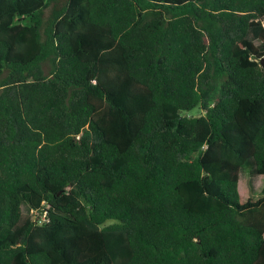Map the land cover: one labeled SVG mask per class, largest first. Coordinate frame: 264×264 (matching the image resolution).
Returning <instances> with one entry per match:
<instances>
[{
	"label": "trees",
	"instance_id": "1",
	"mask_svg": "<svg viewBox=\"0 0 264 264\" xmlns=\"http://www.w3.org/2000/svg\"><path fill=\"white\" fill-rule=\"evenodd\" d=\"M262 60L264 0H0V264H264Z\"/></svg>",
	"mask_w": 264,
	"mask_h": 264
},
{
	"label": "rangeland",
	"instance_id": "2",
	"mask_svg": "<svg viewBox=\"0 0 264 264\" xmlns=\"http://www.w3.org/2000/svg\"><path fill=\"white\" fill-rule=\"evenodd\" d=\"M255 44L258 45L259 42L255 41ZM201 114L200 111L197 109L192 110L188 113L189 116H199ZM246 179L248 178L250 180L251 189L254 197H259L262 195V190L264 189V178L258 177V176H252L250 173L246 170H242L240 172V179ZM22 212L23 214H26L27 208L25 206H22Z\"/></svg>",
	"mask_w": 264,
	"mask_h": 264
},
{
	"label": "water",
	"instance_id": "3",
	"mask_svg": "<svg viewBox=\"0 0 264 264\" xmlns=\"http://www.w3.org/2000/svg\"><path fill=\"white\" fill-rule=\"evenodd\" d=\"M261 66L264 68V61L263 60L261 61Z\"/></svg>",
	"mask_w": 264,
	"mask_h": 264
}]
</instances>
